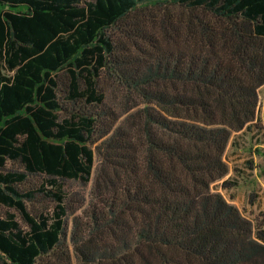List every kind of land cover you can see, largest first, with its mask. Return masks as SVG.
<instances>
[{
	"label": "trees",
	"instance_id": "obj_1",
	"mask_svg": "<svg viewBox=\"0 0 264 264\" xmlns=\"http://www.w3.org/2000/svg\"><path fill=\"white\" fill-rule=\"evenodd\" d=\"M263 85L264 0H0V206L26 225L0 214V264H264V219L222 192L253 168L226 151L262 132Z\"/></svg>",
	"mask_w": 264,
	"mask_h": 264
},
{
	"label": "rangeland",
	"instance_id": "obj_2",
	"mask_svg": "<svg viewBox=\"0 0 264 264\" xmlns=\"http://www.w3.org/2000/svg\"><path fill=\"white\" fill-rule=\"evenodd\" d=\"M173 13H176V15L179 14V10L172 9ZM113 36L115 35L117 39V45H121V47L127 46L130 48V52H134V49L131 47V42L126 38H122L121 34H119V31L117 27H113L109 31ZM121 43V44H120ZM58 77L59 79V89H58V96L62 98L64 95H66V75L64 71H62ZM99 87L102 91L106 94V101H105V107H110L112 110L118 111L123 106L124 97L121 95L120 91L115 89L111 83L101 81L99 83ZM259 115L261 116V119L263 120V129H264V85L259 90ZM84 103H82V106ZM94 108L95 107H90ZM260 125V124H259ZM228 151L227 155V161L230 165V167H238L242 165H248L246 161H251V167L252 170L249 172V174H242V178L240 180V183L238 186L232 190V191H224L222 190L224 196L229 199V196L234 195L235 202L241 209V211L247 215L251 216L250 218L253 220V223L255 225L261 224L264 219V214H261V212H258L257 209L254 210H247L245 206L247 205L248 201V195L250 200L252 199V195L255 194L258 196V199L260 202H262V205H264V132L260 133L259 137L251 136L248 134L244 142L241 144V146L235 147L233 150ZM99 162V157L97 153L95 154V164L94 167L97 166ZM21 165L18 162H11L7 161L5 168L6 169H21ZM94 171L92 173L91 179L87 185H83L80 181H74V180H62L61 185L63 190L68 193L72 191H83L85 193H88L90 191V188L92 186L93 180H94ZM44 177L39 174L35 175H29L28 178L22 182L19 183L17 186L21 190H28L31 188H36L38 185H40L42 182H44ZM260 205L261 207H264ZM26 206L30 213L37 214L39 212H45L52 209L54 206V202L50 200L49 198L43 197L41 195H37L34 200L26 201ZM263 209V208H262ZM6 211H12L16 214L18 221L20 222V225L22 227H26L25 223L23 222L19 212L15 211L11 208H6L3 206H0V214H4ZM248 212V213H245ZM71 225V216L67 219V230H69ZM72 264H77L76 258L74 255H72Z\"/></svg>",
	"mask_w": 264,
	"mask_h": 264
},
{
	"label": "crops",
	"instance_id": "obj_3",
	"mask_svg": "<svg viewBox=\"0 0 264 264\" xmlns=\"http://www.w3.org/2000/svg\"><path fill=\"white\" fill-rule=\"evenodd\" d=\"M260 125H262L263 124V120L261 119V116L259 115V122H258ZM263 126V125H262ZM262 132H264V129L262 130ZM261 132V133H262ZM259 135H260V133L259 134H257V135H255V137L257 138V137H259ZM246 137V136H245ZM230 148H232V150L234 149V147H228L227 148V151H226V157H227V153H228V151L229 150H231ZM231 173V172H230ZM240 183V182H239ZM238 183V184H239ZM238 186V185H237ZM237 186H235L234 188H232V189H230L229 191H232V190H234ZM229 199H230V201L231 202H233L236 206H238L237 205V203L234 201L235 200V197H234V195H231V196H229ZM247 205L245 206V208H247L246 209V211L247 210H254V209H257V211L258 212H261V210H264V207H261L260 205H262V202H260L259 201V199H258V196L257 195H255V194H253L252 195V199L250 200V198H249V195H248V201H247V203H246ZM262 206H264V205H262ZM239 207V206H238ZM263 208V209H262ZM240 209V208H239ZM245 213H248V212H245ZM248 217H251L250 215L248 216ZM262 226L264 227V222H263V224H262Z\"/></svg>",
	"mask_w": 264,
	"mask_h": 264
}]
</instances>
